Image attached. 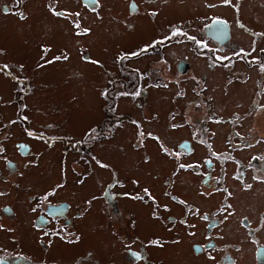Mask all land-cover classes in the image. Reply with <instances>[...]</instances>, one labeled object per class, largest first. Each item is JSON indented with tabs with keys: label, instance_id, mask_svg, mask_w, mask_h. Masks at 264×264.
<instances>
[{
	"label": "flooded vegetation",
	"instance_id": "af4514ba",
	"mask_svg": "<svg viewBox=\"0 0 264 264\" xmlns=\"http://www.w3.org/2000/svg\"><path fill=\"white\" fill-rule=\"evenodd\" d=\"M249 2L253 9L247 11L245 5ZM40 8L46 12L39 21L40 45L24 48L16 32L6 26L0 29L11 54L24 60L0 59V79L2 75L15 86L13 100L3 102L0 80V264H264V149H259L264 145V134L245 137L235 128L186 127L189 135L193 134L191 139L174 143L169 138L166 143L162 133L150 129L154 115L145 106L152 89L170 90L173 86L176 94L170 103L175 108L179 100L187 97L194 103L186 100L188 112H169V119L182 117L188 121L196 115L210 114L211 111L200 114L194 110L210 88L205 75L197 76L200 68L216 71L227 79L226 95L231 81H235L229 78L231 70H237L235 56L251 62V67L263 68L264 47L242 48L237 40L246 36L254 39L256 46L264 36V28L255 27H264V17L258 11L264 8V0H1L0 15L2 19L27 23L29 29L23 34L36 42L32 18L41 16ZM182 8L192 17L174 19ZM107 21L115 24L120 33L133 34L132 42H144L118 54V58H126L118 62L124 74L114 80L109 74L110 78L98 85L100 90L104 85L100 97L107 104L104 112L111 129L100 121L75 139L64 135L53 122L34 127L30 105L34 79L29 76V63L35 61L34 70L63 66L69 89V72L76 68L70 63L71 56L83 61L86 51L92 54V44H86V40L93 36L94 28ZM59 32L68 36L66 47L53 54L54 46L46 42ZM130 41L126 38V42ZM172 46L177 50L167 52ZM6 54L0 48V56ZM174 54L178 58L170 62ZM247 56H251L248 61ZM102 67L104 71L109 69L106 64ZM164 68L175 71L174 77L164 79ZM233 74L239 76L235 71ZM260 75L264 76V70ZM242 80H249V75ZM256 83L255 91L249 95L253 96L252 104H259L251 105L245 113L232 112L237 118L264 117V105L260 104L264 80ZM121 103H133L140 118L130 112L118 115ZM3 106L15 107L12 118H7L9 114L1 117ZM127 123L134 130L127 137L130 146L144 152L137 171L141 162L154 164L158 170L153 176L155 181L144 177L126 179L115 165L98 155L107 137L114 139L121 126L127 129ZM6 125L11 128L4 134ZM220 125L225 123L221 121ZM167 130L176 132L170 126ZM56 148L59 153L63 149V153L59 161H49L52 168H57L50 176L60 180L37 190L29 189L31 193L25 199L29 219H24L18 206L5 203L11 195L6 186L21 185L24 172L39 169L45 152L52 157ZM155 152L167 161L157 163ZM71 153L78 155L81 164H90L93 173L98 170L109 174L104 179L96 178L98 189L89 198L86 195L93 191L85 182L89 175L74 171L78 173L76 177L68 178ZM167 162L172 170L166 176ZM98 204L110 216L108 225L101 219ZM6 222L13 229L8 230L11 227ZM26 225L34 233L30 245L23 242ZM6 231L18 234L17 238L11 237V242L16 243L14 248L1 245ZM101 231L110 232V243ZM98 235L100 239H93ZM101 247L108 251L105 256L99 255ZM3 252L11 255H2ZM95 253L97 257L93 258Z\"/></svg>",
	"mask_w": 264,
	"mask_h": 264
},
{
	"label": "rangeland",
	"instance_id": "374dc122",
	"mask_svg": "<svg viewBox=\"0 0 264 264\" xmlns=\"http://www.w3.org/2000/svg\"><path fill=\"white\" fill-rule=\"evenodd\" d=\"M1 2V0H0ZM41 3L40 1H38ZM253 3L249 2L245 5V10L253 9ZM69 9L72 10V7L69 6ZM258 9V8H257ZM38 10V9H32ZM54 10H59L56 8ZM256 10V9H255ZM41 16L35 20L32 18L33 26L32 32L34 34V38L37 40L33 42V40L26 38L23 34V30L29 29L27 23H18L14 20H7L2 19L0 15V29L1 27H8L16 32L19 36V43L22 47L31 49L33 46H38L42 41L41 40V29L39 25V21L44 18L46 14L43 8H40ZM260 11V15L264 17V8L258 9ZM181 15V16H180ZM184 15L192 17L191 13L186 11L185 9H181L179 14H177L174 19L178 18L177 20L185 19ZM183 16V17H182ZM180 17V18H179ZM249 19V18H248ZM175 20V21H177ZM174 21V22H175ZM249 21H254V19H249ZM185 22V21H184ZM66 26L64 24H60V26ZM256 29H262L263 26H258L255 24ZM128 35L125 32L120 33L116 29V25L108 22L105 25H100L94 28V34L91 38L86 40V44H92V54H89V51L85 52V57H82V60H79L77 56H71L70 63L76 67L75 69H71L69 72V89L66 86V73L63 71V66L56 64L50 67H45L39 70H34L32 66L35 64V61L29 63V76L34 79V83L32 82L34 96L31 97L30 105H31V113L34 117V127H39L41 124H45L48 122H53L58 125L59 129L63 131L68 138L74 137L75 139L77 136H82L86 130L90 128L94 124H99L100 121H103L104 127L108 126V130L111 129L108 116L105 114L107 104L103 101L100 97V91H102L104 85L101 87V90L98 88V85L103 83L105 78H110L109 74L113 75L112 80L116 77L121 76L124 74L125 71L118 63L121 59H126L125 56H121L118 58V54L121 51L127 52L128 50H132L135 47H138L141 43L132 42L135 39L133 34ZM131 38V41L128 43L126 42V38ZM237 40V43L241 44L242 48H249V47H257L259 48L264 47V36L254 45L255 40L248 39L245 36V39ZM68 38L67 34L64 32L57 33L52 40L46 42L49 45L54 46V53L61 52V48L66 47V39ZM0 48L5 49L7 52L6 59L14 60L15 62H24L23 59L17 57L16 55L11 54L10 47L8 46V42L4 36L1 35L0 31ZM131 48V49H130ZM173 50H177L175 46L167 49V52H173ZM178 53V52H177ZM36 57L39 56L38 50L35 53ZM245 56V55H243ZM178 58V54H174V58H169L170 62L175 61ZM251 58V56H247V61ZM235 63L234 66L237 70L233 68L229 73V78H233L235 81H231V86L229 88V92L226 95L224 86L227 85V79L218 75L216 71L210 72L209 70L204 67V63L200 64V70L197 72V76L205 75L207 77V85H209V90L206 94L202 95V98H199V101H202L201 104H197L195 107V111L205 112L211 111L210 114H203V115H196L193 119L186 121L185 118L182 120H171L168 118V113H174V111H180L181 113L188 112L189 101L194 103V99L191 97H187V101H178L176 104V108L173 104L170 103V99L176 94L175 88L172 86L169 90L168 88H160L158 90L152 89L150 97L148 98L147 106L148 111L151 115H154L153 122L149 124L151 130L157 131L162 133V137L169 143V138L173 140L174 143L178 141L191 139L193 137L189 135L188 128H202L204 126H208L214 129L226 127L228 128H235L240 131L237 133L248 137L252 134L256 136H263L264 134V117L260 116H241L237 118L232 112H241L245 113L248 111L250 106L254 105L255 103L259 104V101H256L252 104L253 91L256 89V85L259 80H264V76L260 75V70H264L263 68H256L251 67L250 63H246L243 59H239L238 56L234 57ZM264 63V60H263ZM99 64V66H97ZM106 64L108 71H104L102 65ZM147 71L149 70L146 69ZM102 71V72H101ZM113 71V72H112ZM162 71V70H161ZM234 71L239 74L238 77L235 76ZM219 73H221L219 71ZM175 71H167V69H163L162 76L164 79L168 80L170 77H174ZM245 75H249V80L243 81ZM105 76V77H104ZM1 95L4 96L3 102L12 101L15 94H14V83L11 82L6 77L1 75ZM190 84V83H189ZM186 86V85H184ZM35 89V90H34ZM253 90V91H252ZM69 93V94H68ZM258 95H256L257 97ZM262 105H264V96L261 100ZM251 106V107H252ZM133 107L135 105L133 103H121L119 104V108L117 110L118 115H122L125 112H130L133 115H136ZM186 108V109H185ZM132 109V112H131ZM139 110V109H137ZM141 111V110H139ZM228 112L224 117L223 113ZM15 112L14 106H3L1 108V117H4V114H9L7 118H12ZM64 112V114L60 113ZM140 118L138 115H136ZM228 116V117H226ZM94 119V120H93ZM104 119V120H103ZM225 123V126L220 125V122ZM4 125L2 122L1 126ZM189 125V126H188ZM168 126L173 127L176 129L175 131L167 130ZM127 129L121 126V129H118L117 136L110 140L111 136L107 137L108 140L102 145L104 148H101L98 151V155L100 159L106 161L109 164L115 165L120 172L121 176L130 179L132 177H144L148 178L149 182L155 181L153 178L154 174H158V170L155 168V165H146L145 163H140V170L137 171L138 162L143 161L144 152L143 151H135L130 146L129 139L127 138L129 135L130 137L134 134L133 127L128 123L124 125ZM188 127V128H186ZM11 127L6 125L4 130V134L7 130ZM261 130V132H260ZM263 133V134H260ZM242 136V137H243ZM180 138L178 140H174ZM239 139V138H238ZM239 141H241L239 139ZM239 143H242L239 142ZM121 146L122 149H121ZM200 146V145H199ZM152 147L154 145L152 144ZM259 149H264V145L260 146ZM63 153L62 151H54L52 157L51 153L45 152L44 157L42 158V163L39 169L33 168L29 169L24 172V178H21L19 181L21 185L18 187H14L12 184L6 186V190L10 191L11 195L7 198L8 202L11 205L18 206V210L23 215L24 219H29L27 213L29 212L28 202L25 199L28 198V195L31 193L30 188L35 187L36 190L41 187H47L53 182H58L60 179H52L50 176V172L52 169L56 172L57 168L53 167L49 161L51 160H60ZM69 154V168H68V178L69 177H76L78 173L74 171H79L82 175H89V178L85 180L89 187L93 189L91 193L86 195V198L92 196L97 191V183L96 178H105L108 177L109 174L102 171H97L93 173V169L90 167V164H81L79 162V157L76 154ZM128 154V155H126ZM154 160L158 162L165 163L167 160L164 156H161L159 152H155ZM51 158V159H50ZM56 163H53L55 165ZM169 167H167L166 176L170 174L172 170L171 164L168 162L166 163ZM151 172V175H149ZM157 188V187H156ZM131 207V204H128ZM147 212L149 210L144 207ZM101 204H98V211L101 214V219L108 225L109 222V215L102 212ZM6 226L11 227L8 230L13 229V225L10 222L5 223ZM23 231V242L27 243L28 245L31 244V241L34 240V233L29 228V225L24 226ZM106 234V240L110 243V232L109 231H101ZM14 236L17 238L18 234L10 233V231H6L3 233L1 237V245L10 246L14 248L16 243L11 242V237ZM100 235L93 237V239L98 240ZM100 239V238H99ZM22 244V243H21ZM24 247V244H23ZM32 247H36V244H32ZM101 252L99 253L100 256H105L108 251L101 247ZM15 250V249H11ZM9 256L10 253L3 252L2 255ZM86 252L80 254L85 255ZM97 257V253H95L93 258ZM39 258H43V256H39ZM105 262H108L106 257H103ZM107 264V263H105Z\"/></svg>",
	"mask_w": 264,
	"mask_h": 264
},
{
	"label": "snow or ice",
	"instance_id": "6c2138e0",
	"mask_svg": "<svg viewBox=\"0 0 264 264\" xmlns=\"http://www.w3.org/2000/svg\"><path fill=\"white\" fill-rule=\"evenodd\" d=\"M57 15H59V13H57ZM6 67V66H5Z\"/></svg>",
	"mask_w": 264,
	"mask_h": 264
},
{
	"label": "water",
	"instance_id": "95a60500",
	"mask_svg": "<svg viewBox=\"0 0 264 264\" xmlns=\"http://www.w3.org/2000/svg\"><path fill=\"white\" fill-rule=\"evenodd\" d=\"M91 4V3H90Z\"/></svg>",
	"mask_w": 264,
	"mask_h": 264
}]
</instances>
